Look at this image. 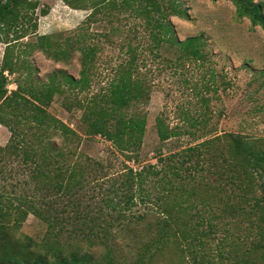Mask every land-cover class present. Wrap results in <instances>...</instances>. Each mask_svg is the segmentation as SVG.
I'll list each match as a JSON object with an SVG mask.
<instances>
[{
	"label": "trees",
	"instance_id": "16d2710c",
	"mask_svg": "<svg viewBox=\"0 0 264 264\" xmlns=\"http://www.w3.org/2000/svg\"><path fill=\"white\" fill-rule=\"evenodd\" d=\"M40 1L0 0V126L9 132L0 146V264H264V136L209 134L207 95L227 89L212 70L202 74L195 116L181 111L171 126L158 115L156 163L139 162L152 87L147 60L176 69L209 62L201 35H175L169 18H188L181 0H60L87 14L73 30L50 35L36 31L48 13ZM225 1L235 20L264 33L261 1ZM34 52L55 63L77 56V76L55 69L39 77L29 62ZM5 74L15 77L14 90ZM253 74L255 92L264 94V69ZM56 98L77 115L75 129L49 113ZM95 137L138 165L111 176L115 199L103 201L109 213L100 216L76 199L92 179L106 177L80 150ZM182 140L195 142L180 147ZM14 161L27 180L6 186L3 170ZM58 195L71 215L52 207ZM135 205L141 209L133 213ZM28 216L44 227L39 242L20 232ZM120 236L135 245L126 259L117 251Z\"/></svg>",
	"mask_w": 264,
	"mask_h": 264
},
{
	"label": "rangeland",
	"instance_id": "374dc122",
	"mask_svg": "<svg viewBox=\"0 0 264 264\" xmlns=\"http://www.w3.org/2000/svg\"><path fill=\"white\" fill-rule=\"evenodd\" d=\"M264 4V0H259ZM186 8L188 18H169L176 37L183 40L190 36L201 35L207 44L209 62L204 69L195 63H185L180 69L164 67V59L147 60L146 68L150 70L152 87L147 104L144 106L146 113V129L143 137L140 165L155 164L156 150L159 148L158 138L155 132L154 120L163 114L169 125L178 124L181 111H187L195 116V111L200 109L197 104L198 96H202V74L209 71L215 73L217 81L226 83V91L209 93L211 117L207 123L209 134L225 132L242 133L264 136V94L255 92L259 80L254 79L253 71L264 69V33L258 27H251L247 20L234 19V8L225 0H181ZM40 4L48 7L45 16L37 19V34L50 35L64 33L73 30L79 25L87 12L72 10L60 0H41ZM101 30L91 26V31ZM4 45L0 43V62ZM110 51H104V55L110 56ZM164 58L173 59L171 53H163ZM106 59V57H105ZM163 61V64H161ZM29 62L36 70L39 77L55 70L62 69L76 77L79 70L77 56L67 63L53 62L44 57L40 52H34L29 57ZM102 71L104 67H101ZM105 74V72H103ZM6 75L8 80L7 90L15 89L14 76ZM206 76V75H205ZM204 94V93H203ZM49 113L65 123L76 128L77 115L65 112L60 101L56 98L48 109ZM201 130L194 134L202 136ZM9 138L6 128L0 126V146H4ZM197 139L196 141H200ZM185 140L178 146L183 147L193 144ZM84 156L92 160V168L102 171L105 178L90 181L83 192L76 199L81 209L87 210L92 215L107 213L104 200L115 199L110 187L111 176L122 172L124 166L137 169L138 165L126 162L123 156L116 153L104 139L95 137L84 140L80 149ZM99 163L100 166L95 165ZM3 178L6 186L22 185L27 180V172L16 161L6 165L3 170ZM67 198L58 195L55 197L52 207L57 211L65 209L64 215H71L67 206ZM141 209L135 205L132 212ZM69 211V212H68ZM109 213V212H108ZM107 213V214H108ZM20 232L31 237L36 242L40 241L44 233V227L32 216H28L23 223ZM117 251L123 259L128 258L134 252L135 245L127 236L116 238Z\"/></svg>",
	"mask_w": 264,
	"mask_h": 264
}]
</instances>
